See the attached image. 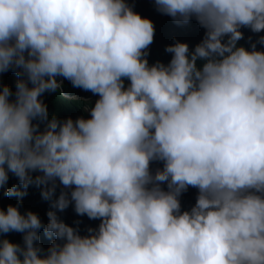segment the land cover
<instances>
[{
	"label": "clouds",
	"instance_id": "clouds-1",
	"mask_svg": "<svg viewBox=\"0 0 264 264\" xmlns=\"http://www.w3.org/2000/svg\"><path fill=\"white\" fill-rule=\"evenodd\" d=\"M153 3L180 27L151 64L162 27L124 0H0V72L21 77L0 87V233L22 235L0 264H264V52L237 45L264 32V0ZM57 76L98 95L90 118L48 117ZM34 203L43 225L20 214Z\"/></svg>",
	"mask_w": 264,
	"mask_h": 264
},
{
	"label": "bare ground",
	"instance_id": "bare-ground-1",
	"mask_svg": "<svg viewBox=\"0 0 264 264\" xmlns=\"http://www.w3.org/2000/svg\"><path fill=\"white\" fill-rule=\"evenodd\" d=\"M161 15L162 14L157 12L155 9V14L153 16L154 22L152 23L153 28H155L156 25H159L160 27L163 26V24H158L156 22L157 18L158 19L161 18ZM170 19H172V18H170L168 16V22H167L168 30L173 28V27L180 26L179 24H176V23L170 24L169 23ZM193 25H194V28L196 30L202 29L196 22H194ZM245 28L246 27L242 26V29H245ZM161 31H162V29L159 30L160 37H161ZM162 45L165 46V44L161 41V39L159 37H156L155 35H153V39H152V42L150 44L151 49L146 50L147 56L145 57V59L147 60V62H149L151 64L156 63V62L164 63V62H168L170 60L171 54L166 53L164 51V49L162 50V48H161ZM169 45H171V44H167L166 46H169ZM187 45H188L189 50H191L194 46V45H191L188 43H187ZM164 60H166V61H164ZM56 79H57L58 83L60 84L59 94L61 96V99H58V100H63L65 102H67L69 106H71V104L73 103L72 109L70 110V108H69L67 110V112L70 114L71 113L76 114L78 112H81V110H82V111H86L89 114V112L86 109H90L94 105V102L96 101V99H98V95L93 94L91 97H87V96H85L82 89H80V91H74L73 86L69 85L70 82L68 80L64 79L63 77L57 76ZM124 83L126 86L128 84V81L125 80ZM70 91L75 92L74 98L72 101L69 98V92ZM53 94H56V93H53ZM81 99L83 100L82 103H81ZM50 110H52V108H50ZM54 110H55V108L53 109V111ZM53 111L50 113L51 115H53ZM59 115L63 116V118H59L58 121H63L64 119H67V118H70V119L73 118L72 115L68 116V114H67V116L64 117V115H65L64 111H63V113H60ZM48 117L50 118V115ZM45 124H46V121L44 122V125H43V122L40 120L36 122L37 128H41V127L44 128ZM38 131H41V130L38 129ZM156 161H158V160H156ZM158 163H159V165H163L162 161H158ZM37 175H40L39 172H37V171H33L31 174L32 177H35ZM31 186H33V184H31ZM34 186H35V188H39V186H36V185H34ZM196 196H197V194L194 197L195 199H196ZM178 200H180L179 196H178ZM187 200H189L188 196H187ZM42 208H46L45 209L46 211L53 210V209L49 208V205L45 206V205H42L39 203H34V204L26 205L24 208V211L25 212L26 211L32 212L35 215H37V217L39 218V220L41 221V224H42V220H41ZM56 216H57L58 220L63 222L65 225H71L75 231H80V230H83L84 228H89V229L92 228V225H91L92 219L90 220L89 218H87L84 215H78L77 216L74 213L73 208H65L62 211H58ZM37 235H38L39 239L36 242V244L39 246V248L42 251L46 252V249L53 242L52 239L48 240V238L45 237V235L43 233V228L38 230ZM12 236H14V235H12ZM15 237H16V235H15ZM57 243H59V242H57Z\"/></svg>",
	"mask_w": 264,
	"mask_h": 264
},
{
	"label": "trees",
	"instance_id": "trees-1",
	"mask_svg": "<svg viewBox=\"0 0 264 264\" xmlns=\"http://www.w3.org/2000/svg\"><path fill=\"white\" fill-rule=\"evenodd\" d=\"M149 21H151L149 18H147ZM151 23H153L151 21ZM170 24H174L172 23V20L170 22ZM179 27H173L171 29L168 30V26L167 24H163L162 26V31H161V41L165 44V46H161L162 50L165 49L167 44H173V39H172V35L176 34L179 30ZM17 71H19L18 69L13 70V69H9L6 72H0V87L3 86H7L10 90V92H14L15 91V82L20 79L21 77L18 76L16 73ZM69 85L71 86V83H69ZM29 87L31 86L30 84L28 85ZM74 91H80V88H76L73 87ZM85 94V96L87 97H91L93 94L91 92L88 91H84L82 90ZM51 93V92H50ZM45 98V95L38 97V99L43 100ZM59 99H61V96L59 94ZM9 100L12 101L14 100V96H9ZM55 110L53 111V115L56 117V119L58 120L59 118H63V116L59 115L60 113H63V111L65 112V116H70L72 115L73 118L72 120L75 121L77 118L83 116L84 119H88L90 118L89 114L86 111H82V112H78L76 114L73 113H68L67 110L70 108V106L68 105L67 102L63 101V100H58L56 101V105H55ZM50 114V118L53 116ZM39 120H33L32 123L36 125V122ZM25 206L20 210V214H23ZM77 215V214H76ZM78 216V215H77ZM69 227H72L71 225H67ZM89 228H84L83 230L77 231V232H82L84 234H86L88 232ZM14 235V236H12ZM16 235V237H15ZM2 239H7L10 243H15L18 245L22 246V236L19 235V233L17 232H9L7 234H3L0 233V240Z\"/></svg>",
	"mask_w": 264,
	"mask_h": 264
},
{
	"label": "water",
	"instance_id": "water-1",
	"mask_svg": "<svg viewBox=\"0 0 264 264\" xmlns=\"http://www.w3.org/2000/svg\"><path fill=\"white\" fill-rule=\"evenodd\" d=\"M125 4L127 6L130 7V9L138 14L141 18H149V14H151V10L155 7L153 0H124ZM172 23L173 20H172ZM175 24V23H174ZM184 25H189V23L184 24ZM259 38L258 37V41L257 43V47H259ZM193 200H191L190 202H192ZM183 210V208H180ZM20 235V234H19ZM22 236V235H20Z\"/></svg>",
	"mask_w": 264,
	"mask_h": 264
}]
</instances>
